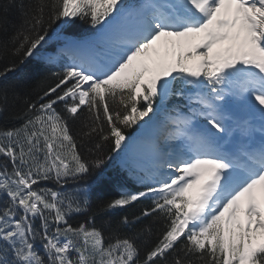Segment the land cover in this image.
<instances>
[{
	"label": "snow or ice",
	"instance_id": "obj_1",
	"mask_svg": "<svg viewBox=\"0 0 264 264\" xmlns=\"http://www.w3.org/2000/svg\"><path fill=\"white\" fill-rule=\"evenodd\" d=\"M77 18L99 40L65 37L57 82L0 129V264H264V0H0V83ZM162 37L175 40L149 68L140 58ZM10 96L22 99L0 87V113ZM81 117L78 140L69 120ZM130 154L152 161L144 190L93 211L82 182ZM142 198L140 215L97 227ZM153 215L165 228L141 255L137 225Z\"/></svg>",
	"mask_w": 264,
	"mask_h": 264
},
{
	"label": "trees",
	"instance_id": "obj_2",
	"mask_svg": "<svg viewBox=\"0 0 264 264\" xmlns=\"http://www.w3.org/2000/svg\"><path fill=\"white\" fill-rule=\"evenodd\" d=\"M127 5L132 2L130 0H124ZM18 22V21H17ZM53 30L58 32L59 37H54L45 45L41 56L37 59H33L28 62L22 71H17L15 73L9 74L7 80L0 83V87L15 85L17 91L20 93L22 99L18 101H13L11 96L8 101V111L5 113H0V129L6 127H12L13 125L18 126L21 121L10 119L13 112H19L23 107V98H29L33 101L39 100V97L43 95L44 90L49 86H54L57 82V77L54 73L60 72L62 70V63H49L48 58L50 53H52L58 44L62 43V37L65 38H76V39H87L94 36L97 33L96 29H93L89 24L84 21L75 20L71 27L61 26L59 24L53 26ZM51 34V32H50ZM2 67V64H0ZM177 101L173 98L169 101V104H175ZM58 111H63V103H58L56 105ZM83 117L79 120H69V125L72 133L80 139L81 132V121ZM139 132V126L132 130L131 134H137ZM95 141H86V147L82 146L81 151L85 156H91L88 152V148H94ZM110 145L105 144L104 151L108 152ZM134 168L131 161L125 164L122 160H116L115 162H109V164L100 170L99 172L93 173L92 176L87 177L82 185L86 188H90V198L93 203V211H95V204L103 201H109L118 198L123 192H136L144 190L145 184L137 180V174L143 175L141 172H132L128 165ZM145 182H148L145 180ZM41 187L54 188L56 187L52 182H42ZM67 191L72 190V185H70ZM152 204L151 199L142 198L139 201L133 202L125 208L116 209L112 212L105 214H97L95 223L97 227H102L107 234L110 231V227L118 221L123 216H137L142 213L145 208H149ZM86 219V214H75L70 217V222L73 225H77ZM165 228V221L163 217L153 215L150 217H144L142 224L137 225L136 231L141 229H148L147 233H141L137 239L141 246V255H143L148 248L152 246L163 232ZM125 234L128 230H124Z\"/></svg>",
	"mask_w": 264,
	"mask_h": 264
},
{
	"label": "bare ground",
	"instance_id": "obj_3",
	"mask_svg": "<svg viewBox=\"0 0 264 264\" xmlns=\"http://www.w3.org/2000/svg\"><path fill=\"white\" fill-rule=\"evenodd\" d=\"M174 40H175V38L162 37L159 41H157L153 45V49H150L147 53H145L140 58V61L146 62L149 68H154L155 67L154 61H156L159 58H162L166 52L170 51L171 42ZM256 138L259 139V133H256ZM147 160H148V158H147ZM148 161H149L150 167H152V161H150V160H148Z\"/></svg>",
	"mask_w": 264,
	"mask_h": 264
},
{
	"label": "rangeland",
	"instance_id": "obj_4",
	"mask_svg": "<svg viewBox=\"0 0 264 264\" xmlns=\"http://www.w3.org/2000/svg\"><path fill=\"white\" fill-rule=\"evenodd\" d=\"M132 3H136L137 4V0H130ZM140 1V0H139ZM144 2V0L143 1H140V4L141 3H143ZM99 34H97V36H95V38H93V39H89V40H87V41H98L99 40ZM86 41V42H87ZM198 42V38H192L191 39V42H190V45H186V47H185V49H184V51L185 52H187L188 50H189V48L190 47H192V46H194L195 45V43H197ZM199 57H195L193 60H189L188 61V63L189 64H192V63H194V61H195V59H198ZM65 63H68L67 62V60H65ZM132 157V159L134 160V163L136 164V166L138 167V169H140V170H142L143 172H148V170H149V166H150V164H149V159L146 161V160H141V159H137V158H134L131 154L128 156V157H126V159L129 161L130 160V158L129 157ZM132 160V161H133ZM123 161V160H122ZM124 162V161H123ZM202 183V182H201ZM199 187H200V185L199 184H197V185H195V186H193L192 188H190L189 190H188V193L186 194V195H188V197L190 198V199H195L196 198V196H197V194H198V191H199ZM242 215V214H241Z\"/></svg>",
	"mask_w": 264,
	"mask_h": 264
}]
</instances>
